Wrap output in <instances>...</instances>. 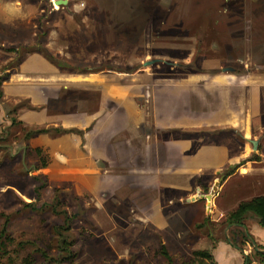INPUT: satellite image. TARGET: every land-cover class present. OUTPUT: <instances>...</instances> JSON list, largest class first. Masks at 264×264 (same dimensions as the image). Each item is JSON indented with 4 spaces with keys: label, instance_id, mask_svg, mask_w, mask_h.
I'll list each match as a JSON object with an SVG mask.
<instances>
[{
    "label": "rangeland",
    "instance_id": "rangeland-1",
    "mask_svg": "<svg viewBox=\"0 0 264 264\" xmlns=\"http://www.w3.org/2000/svg\"><path fill=\"white\" fill-rule=\"evenodd\" d=\"M19 1L2 68L59 78L0 98V264H264L229 223L264 197V0Z\"/></svg>",
    "mask_w": 264,
    "mask_h": 264
},
{
    "label": "crops",
    "instance_id": "crops-1",
    "mask_svg": "<svg viewBox=\"0 0 264 264\" xmlns=\"http://www.w3.org/2000/svg\"><path fill=\"white\" fill-rule=\"evenodd\" d=\"M15 4L20 5L19 0H0V35H17L19 33V29L22 26L27 25V20H29V15L25 13V11L21 10L20 6H15ZM7 38L5 41H8ZM4 41V42H5ZM7 46L2 45L0 46V59L2 62H0V78L4 79L2 80L3 84L0 86L1 88V95L8 94L10 89L12 90H19L25 88L28 84H34L35 82H40L42 84L51 83L54 78H59V72L55 68H53L50 64H48L43 70L40 68V71H37L34 69L36 66L34 61L36 58L35 56H29L26 60V62H22L21 65L15 70V72L12 73L10 69L2 68L5 63L9 62V58H3L4 55H7L5 48ZM35 55V54H34ZM9 57V55L7 56ZM39 57V56H38ZM6 59V61H5ZM53 61V60H52ZM58 64V62H55ZM52 67H50V66ZM59 67H61L59 65ZM42 69V70H41ZM46 70V71H45ZM5 75L7 76L5 78ZM264 82H261V85ZM0 95V98H1ZM39 119H42V113H39ZM0 117H2V120L4 119V116L0 114ZM1 120V118H0ZM51 122V121H50ZM259 145V144H258ZM216 257V255H215ZM249 261V260H248Z\"/></svg>",
    "mask_w": 264,
    "mask_h": 264
},
{
    "label": "trees",
    "instance_id": "trees-1",
    "mask_svg": "<svg viewBox=\"0 0 264 264\" xmlns=\"http://www.w3.org/2000/svg\"><path fill=\"white\" fill-rule=\"evenodd\" d=\"M58 65L61 66L62 64L58 62ZM6 77L7 76L5 75V78ZM3 79L4 77L0 78V86L3 84ZM55 131L59 132L58 130ZM37 133H45V130L38 131ZM44 166H46V164H44ZM250 215L256 217L259 220V225L264 229V197H258L249 202L241 203L238 209L230 215L229 223L234 226H243L245 219ZM164 255L168 260H172L167 251L164 252ZM194 257L195 259L193 262L189 264H215L214 257L210 252H196L194 253Z\"/></svg>",
    "mask_w": 264,
    "mask_h": 264
},
{
    "label": "water",
    "instance_id": "water-1",
    "mask_svg": "<svg viewBox=\"0 0 264 264\" xmlns=\"http://www.w3.org/2000/svg\"><path fill=\"white\" fill-rule=\"evenodd\" d=\"M69 2L70 0H58V1H54V5L59 7H66L69 5ZM253 148L254 150L258 148V142L253 143Z\"/></svg>",
    "mask_w": 264,
    "mask_h": 264
},
{
    "label": "flooded vegetation",
    "instance_id": "flooded-vegetation-1",
    "mask_svg": "<svg viewBox=\"0 0 264 264\" xmlns=\"http://www.w3.org/2000/svg\"><path fill=\"white\" fill-rule=\"evenodd\" d=\"M262 228V227H261ZM263 229V228H262Z\"/></svg>",
    "mask_w": 264,
    "mask_h": 264
}]
</instances>
